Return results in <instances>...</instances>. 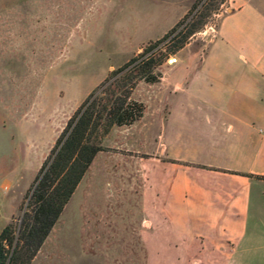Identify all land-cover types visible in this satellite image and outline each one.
<instances>
[{
  "label": "rangeland",
  "instance_id": "obj_1",
  "mask_svg": "<svg viewBox=\"0 0 264 264\" xmlns=\"http://www.w3.org/2000/svg\"><path fill=\"white\" fill-rule=\"evenodd\" d=\"M193 1L0 0V230L18 225L43 160L86 96L157 39L143 41L174 26ZM222 1L199 0L178 27L205 22L182 57L201 56L211 37L207 27L225 10ZM172 36L142 56L152 55L159 77L132 90L145 105L143 115L102 136L104 150L30 264H211L209 255L199 257L194 237H146L154 203L146 134L157 124L156 107L164 105L161 78L172 66L166 55Z\"/></svg>",
  "mask_w": 264,
  "mask_h": 264
},
{
  "label": "crops",
  "instance_id": "obj_2",
  "mask_svg": "<svg viewBox=\"0 0 264 264\" xmlns=\"http://www.w3.org/2000/svg\"><path fill=\"white\" fill-rule=\"evenodd\" d=\"M221 6L201 56H181L188 42L161 78L146 237H194L211 264H264V0Z\"/></svg>",
  "mask_w": 264,
  "mask_h": 264
},
{
  "label": "trees",
  "instance_id": "obj_3",
  "mask_svg": "<svg viewBox=\"0 0 264 264\" xmlns=\"http://www.w3.org/2000/svg\"><path fill=\"white\" fill-rule=\"evenodd\" d=\"M198 2L145 47L139 57L133 56L111 70L68 118L31 184L18 225L10 223L0 230V264H30L94 157L104 150L100 143L102 136L112 126L130 125L143 115L145 105L132 98V90L141 80L153 83L159 77L152 73L157 64L152 55L142 56L171 35L166 55L183 48L205 24L200 19L177 30Z\"/></svg>",
  "mask_w": 264,
  "mask_h": 264
},
{
  "label": "built area",
  "instance_id": "obj_4",
  "mask_svg": "<svg viewBox=\"0 0 264 264\" xmlns=\"http://www.w3.org/2000/svg\"><path fill=\"white\" fill-rule=\"evenodd\" d=\"M207 29L209 30V33L211 34V37H214L215 34H216V24H210V25L207 27ZM205 32H206V30H205L203 33H205ZM176 61H177V58H176L174 55L169 54V56H168V58H167V62H168L169 64H173V63H175Z\"/></svg>",
  "mask_w": 264,
  "mask_h": 264
}]
</instances>
